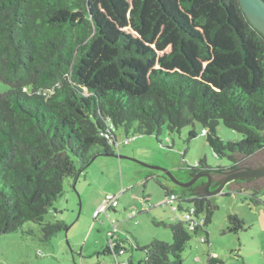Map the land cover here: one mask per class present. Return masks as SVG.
Here are the masks:
<instances>
[{
    "label": "trees",
    "instance_id": "16d2710c",
    "mask_svg": "<svg viewBox=\"0 0 264 264\" xmlns=\"http://www.w3.org/2000/svg\"><path fill=\"white\" fill-rule=\"evenodd\" d=\"M0 81L9 86L0 91V237L28 222L44 240L65 230L45 215L94 156L117 151L116 129L125 141L165 126L192 127L195 138L200 124L214 154L232 161L221 170L264 150V34L239 0H0ZM220 123L243 139L220 138ZM162 186L179 210L194 203L201 223L169 224L173 241L143 247L145 264H184L192 232L210 243L218 205ZM229 222L228 232L246 229L237 214Z\"/></svg>",
    "mask_w": 264,
    "mask_h": 264
},
{
    "label": "rangeland",
    "instance_id": "374dc122",
    "mask_svg": "<svg viewBox=\"0 0 264 264\" xmlns=\"http://www.w3.org/2000/svg\"><path fill=\"white\" fill-rule=\"evenodd\" d=\"M8 89L9 86L0 81V91ZM201 129L202 126L196 124L197 136L190 138L192 127L177 133L170 132L165 126L159 136H136L127 144L122 130L116 129L117 150L120 149L116 153L135 159H122L123 177L120 169L103 175V169L98 168L97 163L113 158L97 157L82 171L76 189L74 179H71L62 196L45 215V221H63L68 230L44 240L41 225L28 222L18 231L0 237V264H115L125 260H130L131 264H145L143 247L154 239L171 243L173 233L168 225L182 220L190 204L185 203L183 209L174 211L172 206L177 203H166L168 197L162 185L176 192L181 188L163 178V171L144 164L173 173H187L204 158L212 169L232 165L228 157L219 158L214 154ZM217 133L225 141L243 139L242 134L223 123L218 126ZM133 147H136L135 156L121 152H132ZM263 154L264 150L247 163ZM87 174L88 181L84 182ZM232 182L226 184L220 194L211 197L218 208L207 227L210 243L202 241L205 232H192L183 252L184 264H210L212 255L223 260V264H264V187L260 191L255 187L230 189ZM255 190V197L262 200L258 205L251 200ZM107 194L117 196L119 205L96 215ZM132 212L135 213L133 217L130 216ZM231 214L242 218L246 229L228 232ZM112 240L127 252L117 256L110 249Z\"/></svg>",
    "mask_w": 264,
    "mask_h": 264
},
{
    "label": "water",
    "instance_id": "95a60500",
    "mask_svg": "<svg viewBox=\"0 0 264 264\" xmlns=\"http://www.w3.org/2000/svg\"><path fill=\"white\" fill-rule=\"evenodd\" d=\"M240 5L243 9V11L245 12L248 20L251 22L252 25H254V27H256L261 33L264 34V0H239ZM109 156V157H117L119 159L121 158H127V159H133L124 155H120L115 153H107V154H99L94 156L90 162L84 167H88L90 166L97 157L99 156ZM135 160V159H133ZM264 164V154L259 156L258 158L248 162L243 168L240 169H235L231 172H229L226 177H224L221 180V183L219 185V187L215 190H210L209 186L210 183L212 181V176L210 174V170H202V171H197V172H192L191 175L193 176V179L189 182H184L179 180L175 175H177L180 179L181 178H185L186 173H173L170 170L161 168L159 166H154V165H148V164H144L145 166L152 168V169H156V170H161L163 171L170 179L171 181L183 188H187L189 186H191L195 181H197L199 178H202L204 176L208 177V182L207 184H204L202 187L198 188L195 192L194 195L198 196V197H211L214 195H217L218 193H221L224 189V187L226 186V184H228L229 182L239 179V178H257V177H261L259 180H255V182L252 183H245V182H239V181H234L232 183L229 184V188L230 189H239V190H243L245 188H249V187H255L256 189H258L259 191L262 190V188L264 187V165L263 166H259V167H251L248 166L250 164L253 165H259V164ZM82 170L79 171V173L77 174V176L74 178V183H73V187L74 189H76V184L78 182V179L81 175ZM163 178L169 180L166 176H164ZM170 181V180H169ZM201 182H203V179L200 180ZM199 181V182H200ZM257 186H254V185ZM190 190H188L189 192ZM179 192L184 193L183 191L179 190ZM80 208H81V201H80ZM66 231L68 230V228L66 227L65 229Z\"/></svg>",
    "mask_w": 264,
    "mask_h": 264
},
{
    "label": "built area",
    "instance_id": "2783aa9c",
    "mask_svg": "<svg viewBox=\"0 0 264 264\" xmlns=\"http://www.w3.org/2000/svg\"><path fill=\"white\" fill-rule=\"evenodd\" d=\"M206 131L204 130V133ZM129 142V140L125 141V143L127 144ZM175 202L176 201V205L175 206H172V209L174 211H178L179 210V201L177 200V195L176 194H171L169 197H168V200L166 201L167 204H170L172 202ZM119 205V201H118V197L117 196H114V195H111V194H107L106 195V201L105 203L102 205V207L97 210L95 213L96 215L99 214V212H107L109 209L111 208H114L116 206ZM196 205L194 203H191L190 206H189V209L188 210H185L184 214H183V218H182V221L185 222L189 229L191 230H194L200 223H201V219H199L195 213H196ZM134 212L131 213V217L134 216ZM115 231H116V228H115ZM202 241L204 242L205 239L204 237L202 238ZM117 244L116 242H113V240L111 241V244H110V249L115 253V248H116ZM125 251L123 249H120L119 248V254L122 255L124 254ZM115 264H130V262L128 260H125V261H122V262H116Z\"/></svg>",
    "mask_w": 264,
    "mask_h": 264
},
{
    "label": "flooded vegetation",
    "instance_id": "af4514ba",
    "mask_svg": "<svg viewBox=\"0 0 264 264\" xmlns=\"http://www.w3.org/2000/svg\"><path fill=\"white\" fill-rule=\"evenodd\" d=\"M251 166H255V167H259V166H263L264 164H259V165H253V164H250ZM248 165V166H250ZM247 166L246 164H243V165H240L237 166L236 168H228V169H219V168H216V169H212V168H209V167H206V168H203L202 170H210V174L212 176V181L210 183V186H209V189L210 190H215L219 187L220 183H221V180L226 177V175L235 170V169H240V168H243ZM229 167V166H228ZM200 170V171H202ZM190 172H197V171H190ZM170 181L171 179L166 175L164 174ZM179 180L181 181H184V182H189L193 179V176L191 175V173L187 172L186 173V177L185 178H179L177 175H175ZM261 177H257V178H239V179H236V180H233V181H239V182H247V183H252V182H255V180H259ZM203 179V182H201L200 180ZM200 181V182H199ZM172 182V181H171ZM208 182V177L207 176H204L202 178H199L197 181H195L191 186L187 187V188H184V189H189L191 192H195L198 188L202 187L204 184H207ZM232 182V181H231ZM173 183V182H172ZM174 184V183H173ZM176 185V184H175ZM254 185V184H252ZM178 186V185H176ZM254 186H257V185H254ZM180 187V186H178ZM180 188H183V187H180ZM220 194V193H219ZM215 196V195H214ZM212 197V196H211ZM209 197V198H211Z\"/></svg>",
    "mask_w": 264,
    "mask_h": 264
},
{
    "label": "crops",
    "instance_id": "0c3cea01",
    "mask_svg": "<svg viewBox=\"0 0 264 264\" xmlns=\"http://www.w3.org/2000/svg\"><path fill=\"white\" fill-rule=\"evenodd\" d=\"M135 149H136V147H133L132 150H131L134 153L129 152V151L123 152L122 150H121V152L122 153H125L127 155H133V156H135L136 155L135 154V151H136ZM117 151L120 152V149L117 150ZM110 158H113V160L112 161H107V162L104 161V162L97 163L98 164L97 165L98 168H102L103 169V171H102L103 173L102 174L105 175V173H107V174L110 175V173H112V171L118 172V169H120V171L122 173V177H123V175H124V173H123L124 163H122V159H125V158H121V159H119L117 157H110ZM104 171H106V172H104ZM186 172H190V171H186ZM81 175H82V172H81ZM81 175H80V177H81ZM87 179H88V174L86 175L84 182H87L88 181ZM212 256H214V255H212ZM214 257H216V256H214ZM128 261L131 264V261L130 260H128Z\"/></svg>",
    "mask_w": 264,
    "mask_h": 264
}]
</instances>
